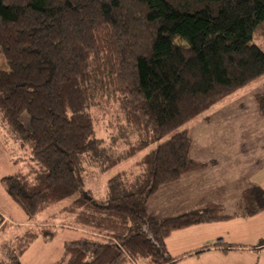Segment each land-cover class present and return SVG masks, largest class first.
<instances>
[{
  "label": "trees",
  "instance_id": "1",
  "mask_svg": "<svg viewBox=\"0 0 264 264\" xmlns=\"http://www.w3.org/2000/svg\"><path fill=\"white\" fill-rule=\"evenodd\" d=\"M262 22L264 0H0L8 64L0 68V116L33 158L2 184L29 216L82 189L78 164L93 145V112L103 102L116 100L137 133L125 157L158 144L138 161L133 192L102 200L84 191L64 208L104 239L66 241L52 264H175L165 244L172 232L230 217L209 204L157 219L147 203L205 165L192 159L187 130L160 140L264 74V51L252 43ZM257 102L264 111V91ZM241 201L246 216L263 212L264 189L246 188ZM54 233L40 226L3 244L0 264H22L38 236Z\"/></svg>",
  "mask_w": 264,
  "mask_h": 264
},
{
  "label": "rangeland",
  "instance_id": "2",
  "mask_svg": "<svg viewBox=\"0 0 264 264\" xmlns=\"http://www.w3.org/2000/svg\"><path fill=\"white\" fill-rule=\"evenodd\" d=\"M252 43L264 51V22L254 31ZM0 68H8L1 50ZM263 91L264 74L219 100L159 143L187 130L193 139L195 154L220 159L224 165L231 166L239 177L245 175L252 179L251 183L262 182L264 189V111L257 102V95ZM110 102H103L93 112V145L83 152L78 164L83 176L82 189L34 216H29L2 184L3 177L20 169H29L33 158L29 146L16 129L0 116V258L4 255L1 247L3 244L16 245L19 236L40 226L52 227L55 230L54 236L51 239L38 236L21 256L22 264H52L62 259L66 241L82 237L99 241L104 239L77 223L75 214L64 208L89 189L102 199L122 197L133 192L140 177L138 161L158 145L154 144L133 156L125 157L127 149L137 142L138 136L125 121L117 101ZM150 263H153L152 259L138 262ZM255 263L256 259L251 262ZM244 264L250 262L245 261Z\"/></svg>",
  "mask_w": 264,
  "mask_h": 264
},
{
  "label": "crops",
  "instance_id": "3",
  "mask_svg": "<svg viewBox=\"0 0 264 264\" xmlns=\"http://www.w3.org/2000/svg\"><path fill=\"white\" fill-rule=\"evenodd\" d=\"M190 155L206 165L160 187L147 203L148 214L159 219L216 204L230 217L171 233L165 244L172 260L175 264H251L256 259L255 264H264V247L260 246L264 240V211L247 217L241 201L246 188L253 184L262 187V182L251 183L245 175L239 177L218 158L195 154L193 139ZM87 192L102 199L92 189Z\"/></svg>",
  "mask_w": 264,
  "mask_h": 264
}]
</instances>
